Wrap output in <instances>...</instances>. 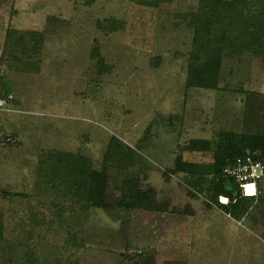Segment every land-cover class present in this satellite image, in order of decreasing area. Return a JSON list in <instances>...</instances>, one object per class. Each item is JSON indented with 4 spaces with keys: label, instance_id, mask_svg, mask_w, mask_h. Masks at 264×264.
Instances as JSON below:
<instances>
[{
    "label": "rangeland",
    "instance_id": "obj_1",
    "mask_svg": "<svg viewBox=\"0 0 264 264\" xmlns=\"http://www.w3.org/2000/svg\"><path fill=\"white\" fill-rule=\"evenodd\" d=\"M90 1L0 0V264H264V194L236 221L213 176L173 172L212 164L223 132L264 137V0H222L213 90L187 85L206 0ZM13 29L43 35L37 73L17 71ZM58 153L105 172L108 203L132 186L154 209L76 202L48 182Z\"/></svg>",
    "mask_w": 264,
    "mask_h": 264
},
{
    "label": "trees",
    "instance_id": "obj_2",
    "mask_svg": "<svg viewBox=\"0 0 264 264\" xmlns=\"http://www.w3.org/2000/svg\"><path fill=\"white\" fill-rule=\"evenodd\" d=\"M91 0L89 4H92ZM158 4L171 0H158ZM237 3L222 0L202 1L200 12L194 15L195 42L192 55L193 65L189 68L187 85L190 88L213 90L217 87V76L221 69L222 51L228 45L227 30L233 26L229 22L230 14L235 12ZM122 26H124L122 24ZM233 28V27H232ZM117 31L115 26L109 28ZM12 40V54L20 63L19 72L37 73L40 62L43 35L36 31H10ZM9 35V36H10ZM98 66L103 70V61H98ZM103 74V71H101ZM2 99L11 104L13 90L7 88L3 79ZM116 140V139H115ZM214 149L211 141L196 140L192 143L191 150L195 152H210ZM115 158V148L110 151ZM251 157L255 162H264V137L250 136L223 132L219 135L214 149V162L208 166L191 164L182 159L177 161L176 170L187 175L213 176L218 183L214 186V201L219 208L236 221H241L248 214L250 205L264 194V183H260L262 193L257 197H245L239 184L234 178L225 174V170L234 169L238 160L243 162ZM54 160L50 165L48 182L53 188L62 191L66 196L88 207L107 209L111 205L123 209H154L151 200L152 191H143L137 187L121 189L119 198H114L112 203L107 199V177L105 172H99L90 167L89 161L71 153L52 154L47 162ZM56 160V161H55ZM109 162V161H108ZM252 192L253 189H250ZM228 202L223 204L220 198ZM213 204V203H212ZM214 205V204H213ZM261 206V203L259 204ZM4 223H0V240L2 238Z\"/></svg>",
    "mask_w": 264,
    "mask_h": 264
},
{
    "label": "built area",
    "instance_id": "obj_3",
    "mask_svg": "<svg viewBox=\"0 0 264 264\" xmlns=\"http://www.w3.org/2000/svg\"><path fill=\"white\" fill-rule=\"evenodd\" d=\"M225 174L235 179L245 197H257L263 192L260 183H264V162H255L251 157L244 162L240 159L237 166L234 169H226ZM220 202L226 204L228 200L221 197Z\"/></svg>",
    "mask_w": 264,
    "mask_h": 264
},
{
    "label": "bare ground",
    "instance_id": "obj_4",
    "mask_svg": "<svg viewBox=\"0 0 264 264\" xmlns=\"http://www.w3.org/2000/svg\"><path fill=\"white\" fill-rule=\"evenodd\" d=\"M225 199V198H224Z\"/></svg>",
    "mask_w": 264,
    "mask_h": 264
}]
</instances>
